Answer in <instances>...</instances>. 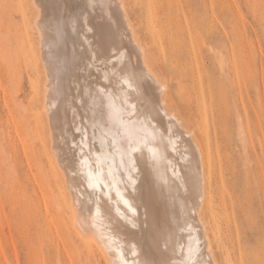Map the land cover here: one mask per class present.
Masks as SVG:
<instances>
[{
	"label": "bare ground",
	"instance_id": "6f19581e",
	"mask_svg": "<svg viewBox=\"0 0 264 264\" xmlns=\"http://www.w3.org/2000/svg\"><path fill=\"white\" fill-rule=\"evenodd\" d=\"M30 1L35 10L34 17H29L28 13L23 10L24 4L21 7L24 17L22 18L25 20L22 56L33 71L36 82V89H34L36 100L46 111V115L41 112L35 115L37 114L35 112L36 117L33 121H35L36 142L46 160L45 168L42 170L44 172L41 173V178H43L41 182L44 186L42 193L49 227H55L58 232L64 229L65 233L67 230L71 244L74 245V241L79 242L78 245L86 251L84 257L87 256L91 264L97 256L102 257L107 264H123L124 261H128V264H132L133 261L136 264H152L153 261L188 264L190 240L195 250L192 259L198 261L199 264H220L214 252L216 248L214 245L217 243L215 246H218L221 241L222 217L224 216L226 220L229 217L223 205L222 211L215 208L210 192L212 183L217 179L218 163L209 133L206 103L199 102L197 108L199 115H196L195 111L191 113L190 109L191 116L186 119L185 115L180 113L178 106L170 104L173 100L167 101L171 87L170 80L162 76L151 64L148 48L137 36L125 0H96L98 6L94 10L89 6L92 0H87L89 13L98 11L102 14L100 3H103L108 10L104 18L106 21L103 23L105 31L99 34L97 42H94V44L97 43L102 62L97 56L95 60L101 64L96 66L97 71L95 70L98 76V79L96 78L98 81L96 85L94 84L95 89L106 88L105 96L111 97L117 108L121 107V101L125 99L130 104H137L138 114L144 111L143 106L138 104V99H146L148 108L156 117L153 123L164 137L162 141H158L156 147H173L168 143L169 135L175 145L173 156L167 150L159 148L162 158L156 164L152 163L147 150L140 154L142 159L139 160L142 162L138 167V173L142 175L139 174L144 191L139 198L131 201L127 198L129 193L127 194L125 190L126 184L120 182V169L118 174L109 175L110 167L102 154L93 150L94 147L91 151L88 149L87 165L81 169L78 164L80 156L77 155L80 149L72 147L74 143L78 145L81 141V132L77 129L86 128L89 143H91L93 127L95 123L100 122L101 110L105 118L107 116L108 100L105 99L101 109L99 101L96 106H93L91 98L86 94V90L93 93L95 90L85 81L87 76L83 73L84 65L82 66L79 58L80 49L76 33L78 25H75L77 19L75 20V16H72L73 12H70V0ZM149 2V8L146 9L148 10V25L158 42L159 50L163 55H169L171 66L175 65V69L181 63L184 68L172 77V80L178 82L177 91L181 96L186 91L183 85L184 77L189 76L191 71L187 70V64H185L188 59V49L184 40L181 39L184 29L179 13L174 5L166 3L168 21L164 22L160 18L157 6L152 0ZM94 15L98 16L96 13ZM67 19L70 22L68 27ZM90 20L92 21L86 18L84 25L86 29L91 28ZM199 27L198 24H194V28L199 29ZM203 29L207 37H210L211 30L209 32ZM33 31H36L37 41L33 37ZM241 40L239 37L238 45L244 43L245 46L246 42L244 39L243 42ZM109 46L113 51H106ZM244 52L245 49L239 47L238 54L241 58L244 57ZM230 54L233 60V50ZM92 56L96 57V55ZM217 56L221 66L226 61V54L218 52ZM228 57L230 60V56ZM226 65L223 64V68ZM126 77L132 78L130 85ZM191 77L195 83L194 76ZM84 117L88 121L87 125L83 121ZM94 139L99 143V132ZM97 157L100 159L98 160ZM28 165L30 167V163ZM89 165L96 178L94 183L98 185L95 190L86 187L84 175L73 176L72 174L73 171L87 172ZM173 168L178 174L177 178H173ZM37 176L35 175V180L38 181L41 178ZM113 176L116 177L115 180ZM165 179L167 183L164 182ZM117 180L119 182H116ZM38 185L40 186V183ZM181 189H185V193L182 194ZM136 195L133 194V196ZM115 196L120 201L119 205L114 204L111 199ZM56 203L59 205L57 213L54 212ZM51 205L54 208H51ZM206 216L210 218L213 226L212 235L207 227ZM77 248L80 250L78 246ZM133 251L137 255H132ZM81 252L78 253L80 256ZM224 260L225 264H235L228 250H226Z\"/></svg>",
	"mask_w": 264,
	"mask_h": 264
},
{
	"label": "rangeland",
	"instance_id": "374dc122",
	"mask_svg": "<svg viewBox=\"0 0 264 264\" xmlns=\"http://www.w3.org/2000/svg\"><path fill=\"white\" fill-rule=\"evenodd\" d=\"M133 1L125 0L137 36L148 48V57L153 67L170 80L167 101L173 100L170 104L178 106L186 119L191 116V110V113L195 111L199 115V102L206 103L209 133L218 163L217 179L212 183L210 192L215 208L222 211L223 205L229 217L228 220L222 217V237L218 246H215L217 243L214 245L215 255L220 264H225L226 250L235 264H264V0H152L164 22L168 21L166 3L174 5L184 29L181 39L188 49L185 64L191 72L184 77L186 91L181 96L177 91L178 82L172 80V77L184 68L182 63L176 69L175 65L171 66L169 55H163L158 48V42L148 25L146 9L151 0ZM86 2L87 0H70V12L77 19L75 25H78L76 33L79 58L82 66L84 65L83 73L89 78L85 81L95 90L98 81L96 66L102 62L97 43L94 42L105 31L103 23L108 10L104 7L102 14L98 11L89 13ZM159 3L163 7L165 4L164 9ZM23 4V10L29 17H34L35 10L30 0H0V264H89L87 256L84 257L86 251L78 245L79 242L71 244L67 230L65 233L64 229L58 232L55 227L48 225L42 193L44 186L41 182L46 160L36 142L33 121L35 112V115H46V111L36 100L33 71L22 56L25 33L21 8ZM89 14H92L91 17ZM85 17L92 19L91 31L84 27ZM194 24H198L199 29L194 28ZM66 25H70L68 19ZM203 28L209 32L211 30L210 37H207ZM237 35L238 38L241 37V42L244 39L245 46L244 43L238 45ZM33 37L37 41L36 31H33ZM239 47L245 49L242 58L238 54ZM231 50L234 52L233 60ZM106 51L113 50L109 46ZM218 52L226 54L225 63L228 64L223 63L226 65L224 68L223 64L220 66ZM92 55H96L95 59L98 56L101 63L93 59ZM92 84H95L94 87ZM83 121L88 123L85 117ZM159 148L167 150L172 156L175 154L172 146ZM85 149L86 159L88 148ZM93 150L102 154L103 159L104 153L109 151L107 148L102 149L97 141ZM39 152L42 158H38ZM79 154L77 155L80 156ZM138 154L137 167L142 162L139 160L142 156ZM116 159L118 161L115 160V163L104 159L109 167L113 166V175L119 171V158ZM28 163L32 168L28 167ZM119 173L120 182L126 184L120 171ZM139 174L136 175L134 190L126 184L125 190L129 193L127 198L131 201L139 198L144 191L141 185L142 175ZM35 175L41 179L35 180ZM183 190L182 194L186 191ZM111 199L114 204H120L116 196ZM51 208L54 206L51 205ZM58 208L56 203L54 212L57 213ZM205 220L212 235L210 218L206 216ZM92 264L107 263L97 256Z\"/></svg>",
	"mask_w": 264,
	"mask_h": 264
},
{
	"label": "snow or ice",
	"instance_id": "6c2138e0",
	"mask_svg": "<svg viewBox=\"0 0 264 264\" xmlns=\"http://www.w3.org/2000/svg\"><path fill=\"white\" fill-rule=\"evenodd\" d=\"M91 9H95L98 4L96 0H92V3L89 5ZM99 7L101 10L104 8V4L100 3ZM86 24V19L84 20ZM91 31V29H87ZM95 59V57H93ZM91 67L92 65H88ZM128 84H131V77H126ZM107 92L106 88H97L95 92L87 91L86 94L91 98V103L93 106L97 105V101L100 103L101 109L103 108L105 99L108 100L107 107L108 112L105 118L104 112H100V122L95 123L93 127V139L89 143V137L87 135V129H77L78 132H81V141L80 143L73 144L72 147H79L80 149V159L78 164L80 168L83 169L87 165V160L84 159L86 153L84 148L87 147L91 151L92 147L96 144L97 132H99V144L101 148H107L109 151L104 153V159L114 162L116 158H119V169L121 170V175L125 180L126 184L131 186L134 190L136 184V175L139 171L137 167V154H142L145 150L152 161L153 164H156L161 158L162 154L159 152L156 147L158 141L163 140V133H160L153 123L156 117L152 115L151 109L148 108V102L146 99H138V104L143 106L144 111L138 114L137 104H130L127 99L121 101V107L117 108L114 101L111 97H106L105 93ZM83 103V101H81ZM136 117V119H132ZM170 132V130H168ZM168 143L173 145L171 135H169ZM99 160L100 157H97ZM89 170L87 172H77L73 171V176L75 175H84L86 180V187L92 190H95L98 186L97 183H94L96 179L93 176L91 171V166L89 165ZM111 165L109 170V175H112ZM173 178H177L178 174L176 173L175 168L172 169ZM115 180L116 177L113 176ZM116 182H119L118 180ZM167 183V179L164 180ZM127 203V202H125ZM131 223V221H129ZM135 227V224H133ZM191 240L189 243V262L188 264H199L198 261L192 259L195 254V250L191 246ZM134 247V246H133ZM132 255H137L133 251ZM123 264H128V261H124ZM132 264H136L135 261ZM152 264H167L166 261H153Z\"/></svg>",
	"mask_w": 264,
	"mask_h": 264
}]
</instances>
